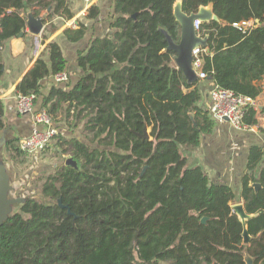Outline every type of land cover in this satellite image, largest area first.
Segmentation results:
<instances>
[{"label":"trees","instance_id":"1","mask_svg":"<svg viewBox=\"0 0 264 264\" xmlns=\"http://www.w3.org/2000/svg\"><path fill=\"white\" fill-rule=\"evenodd\" d=\"M177 1L114 0L111 31L79 51L83 75L74 86L54 81L43 92L41 81L68 65L55 40L47 45L51 65L39 57L18 84L20 93L42 96L53 121L62 108L67 119L73 113L69 126L83 120L84 139L55 137L79 168L64 163L34 178L38 196L25 198L0 226V264H246L245 253L264 264L263 147L251 148L242 178L241 198L253 215L247 220L248 244L232 206L238 201L235 190L190 166L181 152L200 146L216 120L200 104L204 79L186 81L159 29L179 41ZM182 1L187 13L212 4L219 17L201 25L210 35L203 55L207 80L257 98L264 78V0ZM28 8L37 16L48 11L49 33L57 30L56 17H74L69 0H0L1 47L27 33ZM98 14L92 6L88 17ZM85 33L84 25L64 30L70 41ZM3 63L0 55V79ZM2 112L0 102V131ZM244 121L258 123L254 107L246 109ZM146 125L149 139L141 136ZM5 148L13 163L28 161L19 140Z\"/></svg>","mask_w":264,"mask_h":264},{"label":"crops","instance_id":"2","mask_svg":"<svg viewBox=\"0 0 264 264\" xmlns=\"http://www.w3.org/2000/svg\"><path fill=\"white\" fill-rule=\"evenodd\" d=\"M69 1L74 17L70 20L56 17L57 30L55 32H47V23L38 36L32 34L27 27L25 35L12 38L3 45L0 51L4 62V73L0 79V102L3 106L1 118L5 123L4 129L0 131V173L3 169L9 176L10 187L7 198L13 201L11 204H21L30 194L35 193L30 187L26 188L31 186V180L39 175L38 169L34 168L39 167L41 172L48 167L46 163H43V157L47 154L46 151L30 154L31 164L29 163V167L24 170L15 167L14 163L8 159L6 143L30 135L35 128L33 114H20L16 110V96L20 93L17 89L18 84L39 57H43L51 65L47 45L55 40L61 45L63 54L68 61L66 72L69 75V80L62 85L69 88L74 86L83 75V70L77 62L79 51L87 49L92 38L105 36L111 31L110 15L113 13L114 0H94L90 6L85 3V0ZM92 6L99 8V14L96 18L88 17L89 9ZM47 13L48 11L44 15ZM43 17L46 18V16ZM73 23L76 25L73 26ZM81 25L86 27L85 36L79 41H70L64 34V30H76ZM45 34L48 35L47 38H45ZM173 64L175 65L174 62ZM54 81L53 75L41 81L45 94L56 82ZM259 84L262 87V92L257 97L258 123L252 129H238L227 120L216 121L214 131L202 138L200 146L195 149H186L190 166L202 167L213 181L228 184L235 190L238 201L232 206L243 203L241 198L242 178L247 172L251 148L258 145L264 149V78ZM212 86V81L207 79L201 81L202 100L200 104L204 109L209 110L210 108ZM42 100V96H39L36 102L37 109L42 108ZM72 118L73 113L68 119L66 118L64 108L57 112V121H54V125L58 128L59 133L63 135L73 134L74 129L67 124L68 120ZM71 124L75 125L74 123ZM64 127H68L67 133H64Z\"/></svg>","mask_w":264,"mask_h":264},{"label":"water","instance_id":"3","mask_svg":"<svg viewBox=\"0 0 264 264\" xmlns=\"http://www.w3.org/2000/svg\"><path fill=\"white\" fill-rule=\"evenodd\" d=\"M174 15L176 20L180 24V37L179 41H175L169 32L160 27V31L165 35V39L168 42L167 50H171L175 52V57L173 59L176 67L180 69L186 81L189 84H193L199 80V75L194 68V50L200 47L207 48L209 46V34H199L195 23L197 20L208 23L212 20L219 21L218 15L214 12V8L212 4L207 6L201 5L197 11H193L191 13H187L183 10V1L178 0L174 5ZM46 18L41 15H35L33 10L27 9V27L29 31L38 36L42 33L46 22ZM23 36L22 34L19 35ZM151 129L146 125L144 133L141 134L142 137L149 139L150 138ZM66 165H71L73 167L79 168L77 161L73 156H69L66 159ZM253 186L256 190L261 188V183H253ZM9 176L5 170L2 169V173H0V226L3 224L4 219L8 216L5 215L6 207L9 206L13 201L7 198L8 190H9ZM59 203L61 206L62 200L59 199ZM234 211L237 213L240 221L244 225L243 230V241L245 244L250 243L251 235L248 230L247 220L250 219L253 215L247 213L244 203H238L233 205ZM70 212V210H69ZM209 217L205 216L201 219L202 223H206ZM246 264H256L255 258L252 257L249 253H245L244 258Z\"/></svg>","mask_w":264,"mask_h":264},{"label":"built area","instance_id":"4","mask_svg":"<svg viewBox=\"0 0 264 264\" xmlns=\"http://www.w3.org/2000/svg\"><path fill=\"white\" fill-rule=\"evenodd\" d=\"M94 0H85L87 5H92ZM47 10H42L41 16ZM203 22L197 20L195 27L199 34L201 32V25ZM252 24L244 22L243 25ZM76 25L73 23V26ZM239 26V24H236ZM2 47L0 46V50ZM208 53V48L200 47L194 50V68L196 69L200 79H207L208 74L203 71V55ZM57 83H64L69 80L68 73L61 72L54 75ZM38 96L36 93L31 92L28 94L19 93L16 96V110L20 114H33L35 121V128L28 136L19 139V147L28 155L45 151L55 137L59 134L58 128L55 127L53 118L49 115L45 108H36ZM211 105L209 108L211 116L216 121H229L234 127L238 129H252L253 126L244 121L245 112L248 107H254L258 110L257 98L239 95L234 91L221 87L213 83L210 91Z\"/></svg>","mask_w":264,"mask_h":264},{"label":"rangeland","instance_id":"5","mask_svg":"<svg viewBox=\"0 0 264 264\" xmlns=\"http://www.w3.org/2000/svg\"><path fill=\"white\" fill-rule=\"evenodd\" d=\"M57 123V122H56ZM78 125H70V127H72V129H74L73 134L72 135H65L67 137H78L81 139H84V137L82 136L83 133V125H84V121L83 120H78ZM68 127H64L63 130L64 133H67ZM71 129V130H72ZM151 129V127H150ZM84 133H89L88 131L84 130ZM92 135V134H91ZM58 141L56 140V138L52 141V143L49 145V147L45 150L47 152V154H45V156L43 157V163H46V165H48L47 169H45L44 171L40 172V168L39 167H35L34 169H38L37 173L41 174L42 172H46V173H51L55 171V168L57 165H63L64 163H66V159L71 155L70 153L68 154H63L61 148H58L57 145ZM187 148L185 147H181V152L186 156V150ZM187 157V156H186ZM30 160L28 158V161L20 163V161L18 162H14L15 167H17L20 170H24L27 169V167H29ZM37 176V175H36ZM35 178V177H34ZM34 178L31 180L30 185L31 186H27L26 188L30 187L33 191H35V193L30 194V196L34 195L38 196L39 192L37 191V187L36 184L34 183ZM25 188V189H26ZM20 206V204L14 203V204H10L9 206L6 207V211H5V215H9L11 214L15 209H17Z\"/></svg>","mask_w":264,"mask_h":264}]
</instances>
